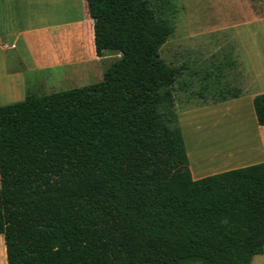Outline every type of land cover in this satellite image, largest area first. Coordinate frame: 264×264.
<instances>
[{
	"label": "trees",
	"instance_id": "16d2710c",
	"mask_svg": "<svg viewBox=\"0 0 264 264\" xmlns=\"http://www.w3.org/2000/svg\"><path fill=\"white\" fill-rule=\"evenodd\" d=\"M86 1L97 55L118 54L103 78L0 105L8 264H251L264 252V161L194 178L181 70L160 52L165 11ZM253 107L264 125V92Z\"/></svg>",
	"mask_w": 264,
	"mask_h": 264
},
{
	"label": "crops",
	"instance_id": "0c3cea01",
	"mask_svg": "<svg viewBox=\"0 0 264 264\" xmlns=\"http://www.w3.org/2000/svg\"><path fill=\"white\" fill-rule=\"evenodd\" d=\"M75 4L73 14L83 15L84 12L88 19L90 31L87 39L78 31H72L71 36L63 32L70 29L69 25H77L80 19L62 22L56 19L51 22L52 14L63 12L52 8L56 5L54 1L0 0V105L22 100L27 92L42 95L39 91L46 89V80L58 79V69L63 72L59 75L66 81L83 78L85 82L93 78L98 79L94 81L97 82L103 78L101 67L92 72L88 68H92L95 62L101 63L109 52L103 56L96 53L93 18L89 15L87 1H76ZM80 5L82 13L77 9ZM250 13L253 22L264 23V15L253 10ZM235 37L244 54L233 92L237 96L216 97L190 114L193 118L198 112L211 115L230 108L237 111L248 109L254 120L253 137L239 154L225 150L224 144L228 139L224 133L217 137L213 145L207 144L204 151L194 150L197 145L194 142L193 150L187 151L194 178L264 161V125L257 122L253 107L254 97L264 92V29L238 31ZM112 54L113 57L118 56ZM210 92L214 93L213 90ZM179 121L182 127L181 114ZM240 128V132L244 133V127ZM194 152L199 157L195 158ZM0 264H8L3 233H0ZM251 264H264V252L254 255Z\"/></svg>",
	"mask_w": 264,
	"mask_h": 264
},
{
	"label": "rangeland",
	"instance_id": "374dc122",
	"mask_svg": "<svg viewBox=\"0 0 264 264\" xmlns=\"http://www.w3.org/2000/svg\"><path fill=\"white\" fill-rule=\"evenodd\" d=\"M46 1H54L56 5L52 8L63 11L59 15L52 14L51 22L56 19L59 22L80 19L77 25H69L70 29L63 32L71 36L72 31H78L88 38L83 15L73 14L75 2L81 0ZM161 1L151 0V3L165 11L173 27L160 52L167 62L181 70L175 83V97L178 114H181L184 122L182 130L187 151L192 149L194 142L197 144L194 150L204 151L207 144L213 145L217 137L224 133L228 139L224 144L225 150L241 153L253 137L254 120L248 109L237 111L230 108L211 115L198 112L193 118L190 112L210 103L209 100L230 97L234 92L238 67L244 60L235 35L238 31L264 29V23L258 24L250 19V10L264 15V0H164L168 1L164 4ZM77 9L82 13L81 5ZM112 55L109 52L101 63H93L88 70L92 72L101 67L105 71L116 58ZM57 73L58 79L46 80V89L39 91L40 94L81 87L98 80L90 78L83 82V78H78L66 81L59 75L63 73L61 70L58 69ZM212 90L213 94L210 92ZM240 127H244V133L240 132ZM194 156L197 158V152H194Z\"/></svg>",
	"mask_w": 264,
	"mask_h": 264
}]
</instances>
